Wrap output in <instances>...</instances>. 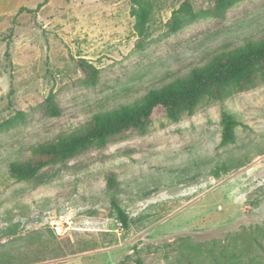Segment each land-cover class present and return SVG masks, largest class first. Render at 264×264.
I'll use <instances>...</instances> for the list:
<instances>
[{
    "label": "rangeland",
    "instance_id": "1",
    "mask_svg": "<svg viewBox=\"0 0 264 264\" xmlns=\"http://www.w3.org/2000/svg\"><path fill=\"white\" fill-rule=\"evenodd\" d=\"M40 1L0 0V116L23 112L0 128V242L40 231L74 251L31 264H264V81L28 179L8 172L38 143L261 39L264 0H235L218 16L205 11L207 0H189L192 13L176 30L167 22L184 0H145L141 46L129 0H48L18 12ZM76 57L99 69L94 83L80 81ZM50 91L56 115L44 107ZM223 112L243 122L233 142L221 141Z\"/></svg>",
    "mask_w": 264,
    "mask_h": 264
},
{
    "label": "trees",
    "instance_id": "2",
    "mask_svg": "<svg viewBox=\"0 0 264 264\" xmlns=\"http://www.w3.org/2000/svg\"><path fill=\"white\" fill-rule=\"evenodd\" d=\"M47 1L41 0L32 9L20 7L18 12L26 10L36 13ZM129 1L134 17L133 29L137 35L136 45L141 46L147 35L150 7L145 0ZM233 1L207 0L205 11L212 15H222ZM189 13H192L191 4L189 0H184L172 11L167 22L168 28L176 30L182 23V17ZM73 61L80 73V81L85 84L94 83L99 69L82 57L73 58ZM258 80L264 81V36L214 55L206 64L192 68L187 74L160 88L150 90L131 105L95 115L80 128L38 143L32 147L29 156L10 162L9 175L16 180L28 179L47 165L64 162L129 135H143L157 120H177L183 114L192 113L203 100H220L231 91L253 87ZM54 96V92L50 91L44 100V107L51 115L58 114ZM22 117L21 110H14L7 118L0 116V128ZM242 123L233 114L223 112L221 141L233 142L234 128ZM105 181L108 189H117L113 172H106ZM110 201L120 224L126 228L127 213L113 197ZM53 241L52 238L43 239L40 231L7 238L0 242V264H31L74 253L69 243L57 244Z\"/></svg>",
    "mask_w": 264,
    "mask_h": 264
}]
</instances>
